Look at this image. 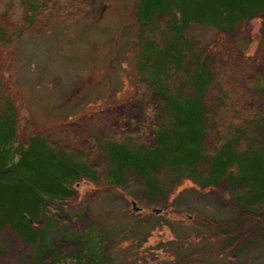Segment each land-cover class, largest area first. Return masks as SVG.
<instances>
[{
	"label": "rangeland",
	"instance_id": "rangeland-1",
	"mask_svg": "<svg viewBox=\"0 0 264 264\" xmlns=\"http://www.w3.org/2000/svg\"><path fill=\"white\" fill-rule=\"evenodd\" d=\"M0 123L73 189L0 264H264V0H0Z\"/></svg>",
	"mask_w": 264,
	"mask_h": 264
},
{
	"label": "trees",
	"instance_id": "trees-1",
	"mask_svg": "<svg viewBox=\"0 0 264 264\" xmlns=\"http://www.w3.org/2000/svg\"><path fill=\"white\" fill-rule=\"evenodd\" d=\"M15 125H9L5 128L0 123V231L4 224L10 223L12 225L11 222H15L16 227L20 229L26 226L28 234L42 232L43 229L35 228L33 222L37 221L41 213H44L42 204L45 203L46 198L54 201L59 198H68L73 193V189L65 184V181L57 180L51 174L63 173L62 175H64L70 167L62 160H54L53 158L56 157L55 151L49 149L44 142L41 145V138H36L33 143L28 144L27 148H11L7 145L13 141L16 134ZM11 151L18 152L19 158L17 161L14 158L11 159L9 155ZM146 157L147 155L144 159L147 163L148 157L147 159ZM58 166L60 170L57 173L51 171L53 168L57 169ZM20 168L21 176L18 175ZM24 168L29 171L25 172L23 177ZM145 180L150 187L152 182H156L155 177H152L150 173L148 177H145ZM38 187H42L41 190ZM42 191L48 193L43 194ZM27 215L31 216L34 221L28 220ZM23 218L26 220L23 221ZM28 224H30V227L27 226ZM88 246L81 248L79 252L88 251ZM102 248L103 244L97 249L101 250ZM90 251L92 253L89 254V263L102 264L103 257L100 256L99 251L94 252L93 248Z\"/></svg>",
	"mask_w": 264,
	"mask_h": 264
},
{
	"label": "bare ground",
	"instance_id": "bare-ground-1",
	"mask_svg": "<svg viewBox=\"0 0 264 264\" xmlns=\"http://www.w3.org/2000/svg\"><path fill=\"white\" fill-rule=\"evenodd\" d=\"M81 178H89V179L94 178V179H95V177H93V175L91 176V172H89L88 174H85V173L82 174L81 177H80V179H81ZM75 250H76V249H75Z\"/></svg>",
	"mask_w": 264,
	"mask_h": 264
}]
</instances>
